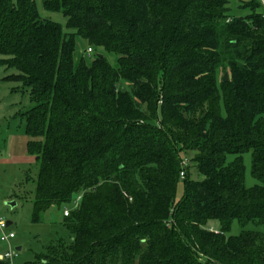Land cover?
Wrapping results in <instances>:
<instances>
[{
	"label": "trees",
	"instance_id": "16d2710c",
	"mask_svg": "<svg viewBox=\"0 0 264 264\" xmlns=\"http://www.w3.org/2000/svg\"><path fill=\"white\" fill-rule=\"evenodd\" d=\"M232 1L42 0L65 32L35 0H0V69L34 104L33 221L78 198L72 245L25 264H264V4ZM77 36L116 64L77 59Z\"/></svg>",
	"mask_w": 264,
	"mask_h": 264
},
{
	"label": "rangeland",
	"instance_id": "374dc122",
	"mask_svg": "<svg viewBox=\"0 0 264 264\" xmlns=\"http://www.w3.org/2000/svg\"><path fill=\"white\" fill-rule=\"evenodd\" d=\"M35 1L43 19L61 24L65 32H68L67 20L61 13L47 12L42 0ZM238 1H232V14L249 15V11L237 9ZM88 48V43L77 36V59L85 57L91 62L97 55H105L111 64H116V58L105 54L101 49H93L94 54L91 57L87 56ZM11 74H16V72L0 69V220L12 223L5 230L7 234H15V238L10 242L11 247L15 250L18 247L22 248L14 264H25L34 261L36 255L41 254L58 240L65 241L69 246L72 245V235L65 227L64 214L66 211L71 212L75 209L78 198L70 204L51 207L41 216L39 222L33 221V205L40 164L36 156L28 150L29 137L26 133V121L22 115L34 107V104L28 92L12 91L19 84L4 80ZM235 158L231 156L229 161H234ZM242 159L246 168V186L252 188L260 185V182L252 175V154L246 153ZM191 175L194 179H198L194 169H191ZM184 194V181L180 180L175 197L176 205L182 200ZM10 203H14L15 206L9 205ZM207 229L216 232L221 229V225L217 221H211ZM246 229L262 230L254 225H249ZM242 231L240 225L234 222L229 235L237 236ZM0 248L4 251L8 250L7 244L1 241Z\"/></svg>",
	"mask_w": 264,
	"mask_h": 264
},
{
	"label": "built area",
	"instance_id": "2783aa9c",
	"mask_svg": "<svg viewBox=\"0 0 264 264\" xmlns=\"http://www.w3.org/2000/svg\"><path fill=\"white\" fill-rule=\"evenodd\" d=\"M262 3L264 4V0H261ZM94 54V50L92 47H89L87 49V56L91 57ZM183 168H187L189 166V160H184L182 163ZM181 179L185 178V171L183 170V172L180 174ZM70 212L66 211L65 212V216H68ZM8 228L7 223L3 220H0V232H1V236H0V241L4 244H7L8 246V250L3 251L0 253V260L4 261V260H8L11 262V264H14V261L19 257V252L15 249H13L10 245L11 240H13L15 238V234L14 233H5V230Z\"/></svg>",
	"mask_w": 264,
	"mask_h": 264
},
{
	"label": "water",
	"instance_id": "95a60500",
	"mask_svg": "<svg viewBox=\"0 0 264 264\" xmlns=\"http://www.w3.org/2000/svg\"><path fill=\"white\" fill-rule=\"evenodd\" d=\"M99 57L102 58L103 55H99ZM223 81H224L225 83L229 81V74H228V73L225 74V76H224V78H223ZM9 205H11V206H15L14 203H10ZM11 225H12L11 222H8V223H7V226H8V227H10ZM16 250H17L18 252H22V248H21V247L16 248Z\"/></svg>",
	"mask_w": 264,
	"mask_h": 264
},
{
	"label": "crops",
	"instance_id": "0c3cea01",
	"mask_svg": "<svg viewBox=\"0 0 264 264\" xmlns=\"http://www.w3.org/2000/svg\"><path fill=\"white\" fill-rule=\"evenodd\" d=\"M213 231H215V230H213ZM216 232H218V231H216Z\"/></svg>",
	"mask_w": 264,
	"mask_h": 264
}]
</instances>
